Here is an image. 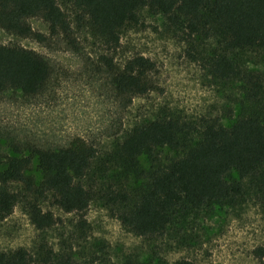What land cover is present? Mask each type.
<instances>
[{"label":"trees","instance_id":"obj_1","mask_svg":"<svg viewBox=\"0 0 264 264\" xmlns=\"http://www.w3.org/2000/svg\"><path fill=\"white\" fill-rule=\"evenodd\" d=\"M77 23H87L107 53L120 44V32L139 23V10L148 7L162 14L168 24L186 38H215L218 51L207 57L210 74L220 80L241 82L245 99L254 104L226 126L205 120L202 127L174 119H155L135 127L109 158L126 176L146 181L129 189L116 179L107 180L108 166L99 164L97 148L81 137L56 148L11 142L0 149V221L17 203L26 201L31 222L38 228L52 226V213L40 204L50 198L66 213L83 214L89 204L102 201L130 232L145 238H161L174 222L186 221L216 204L235 205L247 195L244 180L260 176L257 189L264 197V93L263 77L242 66L233 55L264 51V0H72ZM42 18L49 38L29 23ZM0 28L9 34L44 43L58 38L68 49L80 46L67 13L57 0H0ZM105 72L122 95H142L154 88L150 77L154 63L142 55L120 69L108 54L101 56ZM53 68L48 58L33 49L0 44V93L26 98L41 95L50 83ZM168 148L181 155L162 163L157 150ZM148 155L151 170L139 171ZM92 172V173H91ZM234 176V177H232ZM105 180V185L100 180ZM19 186L20 188H18ZM264 260V247L255 250ZM0 264H76L69 254L55 257L46 245L37 257L25 248L0 252ZM180 264H193L180 261Z\"/></svg>","mask_w":264,"mask_h":264},{"label":"rangeland","instance_id":"obj_2","mask_svg":"<svg viewBox=\"0 0 264 264\" xmlns=\"http://www.w3.org/2000/svg\"><path fill=\"white\" fill-rule=\"evenodd\" d=\"M57 2L71 20L79 52L58 38L41 43L0 28V44L33 49L48 58L53 68L48 88L39 96L0 93L1 150L11 148V142L56 148L81 137L99 153L92 172L99 174L104 161L108 181L121 173L120 181L135 189L146 177L126 176L116 162L108 161L135 127L155 119L194 123L199 128L209 119L228 126L253 110L255 105L245 99L240 81L210 74L206 59L219 49L215 38L188 39L162 14L144 7L139 10V23L125 27L119 47L107 53L87 23L78 25L72 0ZM29 23L34 31L50 37L42 18H30ZM105 54L120 69L135 56L149 58L154 63L150 73L154 88L132 97L118 93L101 61ZM233 57L264 80V51ZM260 103L264 110V93ZM157 153L162 163L181 155L168 148ZM151 167L149 156H142L138 172L148 174ZM259 180L260 176L244 180L247 195L238 204H216L186 221L174 222L161 238L130 232L112 208L98 200L79 214L64 212L48 198L40 206L53 214L55 223L38 229L22 199L0 221V252L25 248L37 257L46 245L55 257L67 253L76 264H264L255 254L258 247H264V197L257 189ZM100 183L106 184L103 179Z\"/></svg>","mask_w":264,"mask_h":264}]
</instances>
